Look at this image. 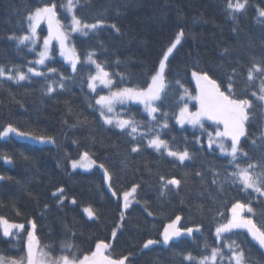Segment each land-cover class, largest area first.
<instances>
[{"label": "trees", "instance_id": "1", "mask_svg": "<svg viewBox=\"0 0 264 264\" xmlns=\"http://www.w3.org/2000/svg\"><path fill=\"white\" fill-rule=\"evenodd\" d=\"M66 2L0 0V66L27 74V68L34 66L37 50L19 45L11 37L27 34V17L36 8L56 4L59 16L64 17L62 6ZM228 2L74 0L75 15L82 22H102L86 36H70L80 59L76 71L54 52L41 67L44 76L28 74L30 79L20 83L0 78V131L12 125L26 135L54 141L37 145L13 137L0 140V177L4 178L0 181V216L26 226L24 232H14L8 238L0 228V255L16 260L26 256V232L32 220L37 225L41 250L53 257L66 254L79 260L94 252L97 243L104 242L110 244L107 255L127 256L126 264H190L184 258L187 254L199 260L210 255L213 247H221L229 256L226 241L217 240L215 229L229 220L236 202L249 204L253 222L264 227V196L232 184L229 176L235 169L230 157L208 149L198 129L182 128L176 123L180 107L188 101L184 90L191 96L197 93L193 71L207 73L225 94L231 83L232 94L252 102L246 135L240 141L247 156H240L238 162L243 167L253 164L250 171H264V102L258 99L264 83V16L260 15L264 0H247L244 10L234 17ZM181 31V43L167 62V87L157 104L156 117L161 122L166 119L169 125L161 131V138L173 149L187 148L192 154V159L183 164L166 153L162 155L163 150L157 153L146 147V140L139 141V152H132L138 141L125 134L127 129L121 132L104 124L95 99L97 93L107 92L89 89L88 78L95 70L86 63L87 56L94 54L93 58L111 74L113 89H146ZM256 64L261 71H254L249 81L248 71ZM53 67L56 73L48 71ZM61 82L63 88L59 87ZM50 84L56 91L48 93ZM121 115L141 122L142 131L156 123L136 105L121 108ZM84 152L108 170L111 189L118 198L108 189L99 168L71 171L70 163ZM161 177L180 180V187L168 185L165 189ZM137 185V202L123 214L120 197ZM60 188L64 189L62 193L57 191ZM88 207L95 212L94 218L84 213ZM177 216L181 218L180 228L199 227L200 231L167 246L144 248L149 239L160 241ZM223 235L230 236L244 251L246 264H264V249L249 233L234 230ZM69 244L71 249L66 247Z\"/></svg>", "mask_w": 264, "mask_h": 264}, {"label": "snow or ice", "instance_id": "2", "mask_svg": "<svg viewBox=\"0 0 264 264\" xmlns=\"http://www.w3.org/2000/svg\"><path fill=\"white\" fill-rule=\"evenodd\" d=\"M247 0H229L227 7L230 10V15H233L237 12H242L246 6ZM68 12L73 13L71 16V31L79 32L82 35H88L86 30L96 29L102 22L97 23H87L82 22L74 13V4L73 0H67V4L64 5ZM261 16H264V12L260 13ZM29 21V27L31 29L30 35H23L20 37H11V39H17L19 45H24L26 42H31L32 50L35 49V45L39 37L37 36V27L44 21L47 22L48 27V36L43 41V51L38 53L39 59L33 63L37 65H44L45 61L50 59V45L53 40L58 41L60 46V55L63 56L70 64L73 72L76 71V65L80 62L78 54L74 52V49L69 48L67 44L68 34L64 30L63 25L57 16L56 4L51 6H45L36 8L32 14L27 17ZM113 27H115L113 25ZM184 33L181 31L174 43L167 49L166 53L163 55L159 67L156 70V73L151 77V84L146 89L134 88V87H123L113 89L114 80L111 79V74L105 70V68L93 59L94 54H89L87 60L95 65L96 73L95 75L89 76L88 87L92 92H96L98 86H103L109 90L108 95H102L97 93L98 98L95 99V104L99 105V113L103 118L104 124L119 129L121 132H125L127 129L126 135L131 136L133 141H138L131 149L132 152H139L140 142L146 140V147L154 149L157 153L162 155L166 153L168 157H172L175 160L179 161L180 164H183L186 160L192 159V154L187 148L183 150L173 149L169 143L161 138V131L169 127L166 119L162 118V122L157 120L156 113L159 111V106L156 104V101L161 100V93L167 87L165 82V69L167 67V62L169 56L172 55L173 51L176 49L177 45L181 43V38H183ZM51 73H56L57 70L53 68L48 69ZM260 72V65H253L252 69H249L247 74V79L252 81L254 76L253 72ZM44 76L45 73L39 71L35 67H28L27 74L24 71L19 70L18 68H11L8 71L5 70L4 66H0V78H4L9 81H15L20 83L21 81L29 80L30 76ZM192 76L195 78L197 88L199 89L198 96H191L188 93V90L185 89V95L189 99H195L199 102V109L197 111H189L187 103L180 107L179 114L176 118V122L183 127L185 124L191 125L193 128H199L205 130L204 121H211L215 125H222V129L217 127L215 130V135L212 133H207V147L212 149L215 145L219 151L230 157V163L234 167V171L230 174L229 180L232 184L241 185L242 191H247L251 189L254 192L264 195V171L262 172H253L250 169L255 166L251 163H248L247 167L241 166V163L238 162L240 156H247V153L242 152L240 148V139L242 136L246 135L245 124L249 120V109L252 108V102L247 98H237L231 92V83H229V92L225 94L221 90L220 84L217 83L215 79H212L207 73H198L196 71L192 72ZM61 81L64 77L61 75ZM60 88L64 87V84L61 82L59 84ZM48 93L56 91L54 87L49 85L47 89ZM261 95L258 99L264 101V83L261 84L260 88ZM253 96L256 93H252ZM183 99V97H181ZM128 102H136L144 106L145 112L148 113V116L152 121H156L155 124H150L146 130L142 131L144 127L141 122L136 121L134 118H122L121 114L117 111V105H125ZM167 114H165L166 116ZM10 133H15L17 136L26 135L23 132H20L18 129L12 125H8L2 131H0V137H7ZM139 138V140H138ZM33 139L39 140L40 142H52L54 141L50 137H33ZM230 141V145L226 142ZM203 147V145H201ZM239 154V155H238ZM6 160L10 163L11 160L8 157H5ZM88 161V163H84ZM96 162L91 160L89 153L84 152L79 161L73 160L71 162V167L73 170L77 168L90 169L92 166H95ZM103 168V165H100ZM104 175L111 181V175L108 173L107 169H104ZM199 175V173H197ZM0 179H4L0 177ZM163 181V186L167 189L168 185H174L177 188L180 187L181 181L175 178L165 180L164 177H161ZM112 185L109 183V188ZM137 186H133L130 191H125L123 193L124 208L127 209L130 206V197L136 192ZM58 193L64 191L63 188L57 190ZM56 195V193H54ZM113 196H116V192H112ZM63 202V199L60 201ZM72 203L75 204V199L72 200ZM84 211L87 213L89 218L95 217V212L91 207L85 208ZM248 212L252 213L253 209L249 204L236 202L231 206V219L227 220L224 223H220L215 229V236L217 240L226 241L225 245L229 249V256H225L221 247L211 248L210 255H204L201 259L197 260L196 257H193L190 253L187 254L184 258L189 261L190 264H217L219 257V264H225V261L228 264H246L244 251L240 249L239 245L233 240L230 236H224L225 233H232L235 229H246L247 232L251 235L252 239L256 241L261 248H264V227H258L252 219H247L244 217L243 213ZM151 215V213H149ZM223 215V213H220ZM180 217L177 216L176 220L172 223H169L163 232V243L165 245L169 244L173 239L179 238L182 235L187 234L191 236L193 231H200V228H186L182 229L177 227L180 221ZM31 224V230L26 232L27 243H26V256L21 257L20 260L11 259L6 261V258L0 255V264H126L128 260L127 256L122 258H112V256L105 255V252L110 248V245L104 242H99L96 244L95 251L90 255H85L83 259H77L75 256L70 258L69 255H61L58 259L52 260L48 253H45L40 250L39 239L36 235V222L35 220L29 221ZM0 228H2V233L4 237H10L15 235L13 230H18L19 232L25 231L24 223H10L6 218L0 216ZM116 233L113 232V237ZM157 241L149 239L145 244L144 248H148L150 245L156 244ZM67 248L71 249L72 245H67ZM207 247V245H206Z\"/></svg>", "mask_w": 264, "mask_h": 264}, {"label": "rangeland", "instance_id": "3", "mask_svg": "<svg viewBox=\"0 0 264 264\" xmlns=\"http://www.w3.org/2000/svg\"><path fill=\"white\" fill-rule=\"evenodd\" d=\"M67 4V2L64 4V5H66ZM73 4H74V13H75V3H74V0H73ZM64 5L62 6V9H63V11L65 12H63L64 13V17H60L59 16V14H58V12H57V16H58V19L60 20V22H61V24L63 25V27H64V30L67 32V34H68V40H67V44H68V47L69 48H72V49H74V47L72 46V44L70 43V36L71 35H74V34H79V35H82L81 33H79V32H72L71 31V16H72V14L73 13H71V12H68L67 10H66V8L64 7ZM57 11V10H56ZM99 26H101V25H99ZM98 26V27H99ZM36 31H37V36L39 37V39L37 40V42H36V45H35V49L34 50H37V58L35 59V61L36 60H38L39 59V56H38V53L40 52V51H43V41L47 38V36H48V27H47V22L46 21H44V22H42L38 27H37V29H36ZM86 31H88V34H90L93 30H86ZM30 33H31V29H30V27L28 26V32H27V34H25V35H30ZM85 36V35H84ZM24 45H27V46H29L30 48H31V42L29 41V42H26ZM178 46V45H177ZM32 49V48H31ZM54 52H56V54H57V56L60 58V59H62L68 66H70L71 67V64L63 57V56H61L60 55V46H59V43H58V41H56V40H53L52 42H51V45H50V59H48V60H46L45 61V64L44 65H46L47 64V62H49L52 58H53V56H54ZM74 52L76 53V51L74 50ZM174 52V51H173ZM77 54V53H76ZM173 54V53H172ZM171 56H169V58H170ZM94 59V58H93ZM86 63L87 64H90L91 66H93L94 67V70H95V73H96V68H95V65L94 64H91L88 60H87V58H86ZM34 64V66L33 67H35V68H37L39 71L41 70V67H43L44 65H37V64H35V63H33ZM78 65V64H77ZM77 65H76V67H77ZM166 70V69H165ZM95 73H94V75H95ZM192 78H193V81H194V83L196 84V81H195V78L192 76ZM151 84V83H150ZM150 86V85H149ZM196 87H197V85H196ZM90 89V88H89ZM91 90V89H90ZM100 90H104V91H106L107 93H105V94H102V95H108L109 94V90L107 89V88H104L103 86H98L97 87V90H96V92H98V91H100ZM165 90V89H164ZM92 91V90H91ZM164 92V91H163ZM163 92L161 93V97H162V94H163ZM199 95V89L197 88V93H196V95L195 96H198ZM195 96H193V97H195ZM187 106H188V109H189V111H192V112H194V111H197L198 109H199V102L197 101V100H195V99H189L188 97H187ZM160 101V100H159ZM159 101H156V104H158V102ZM264 102V101H263ZM130 105H136V106H140L141 108H142V110H143V112L148 116V113L147 112H145V110H144V106L142 105V104H138V103H136V102H128L127 104H125V105H117L116 106V109H117V111L121 114V108H123V107H128V106H130ZM195 106V108L193 109L192 108V106ZM155 115H157V113L155 114ZM121 117H122V115H121ZM149 117V116H148ZM123 118V117H122ZM150 118V117H149ZM151 119V118H150ZM177 123V122H176ZM247 123V122H246ZM177 125L179 126V127H181L178 123H177ZM204 125H205V130H201V129H199V128H194V129H198L199 131H200V133H201V137H202V139H204L205 140V144H206V146H207V140H208V136H207V133H212L213 134V136L215 135V130L217 129V127H219V128H221L222 129V125H220V126H217V125H215L213 122H211V121H204ZM207 125H210L209 127H207ZM183 127H190V128H193L191 125H188V124H185ZM182 127V128H183ZM245 128H246V124H245ZM15 138V139H18V140H21V141H28V142H31V143H34V144H37V145H47V144H52V142H40L39 140H36V139H33V137L34 136H30V135H24V136H17L15 133H10L7 137H0V140H7V139H9V138ZM244 138V136H242L241 137V139H240V141L242 140ZM227 144H229L230 145V141H227L226 142ZM212 149H216L221 155H223L220 151H219V149L215 146V145H213V148ZM163 150V149H162ZM82 155H83V153L80 155V157L77 159V161H79L80 159H81V157H82ZM223 156H225V155H223ZM91 158V157H90ZM91 160H93L92 158H91ZM84 163H88V161H84ZM95 168H99L102 172H103V174H104V169L103 168H101L100 167V165H98L97 163L95 164V166H92L90 169H84V168H77V169H75V170H73L72 169V167H71V163H70V169H71V171H73V172H75V171H81V172H90V171H93ZM105 179H106V185H107V187H108V189L110 190V192L112 193L113 192V190L111 189V188H109V183H110V181H108V179L105 177ZM2 179H0V181H1ZM249 190H251V189H249ZM135 195H136V192L134 193V195L132 196V197H130L129 199H130V201H131V203H130V206L127 208V209H125L124 208V206H123V204H124V201H123V195L120 197V200H121V203H122V210H123V214L133 205V204H135L137 201H136V197H135ZM264 196V195H263ZM116 198H118V196L116 195L115 196ZM84 213L87 215V213L84 211ZM250 214L251 213H248V212H245V213H243V215H244V217L245 218H247V219H252L251 217H250ZM88 216V215H87ZM229 219H231V210H230V214H229ZM10 223H12V222H10ZM179 224H180V221H179ZM179 224L177 225V227H180L179 226ZM25 228H26V226H25ZM193 229H195V228H193ZM31 230V224L29 223L28 224V229H27V231H30ZM235 230H242V231H246L247 232V230L246 229H243V228H241V229H235ZM1 231H2V228H1ZM14 232H19L18 230H13ZM117 230L115 231V233H116V235H117ZM199 232V231H198ZM197 231H193V233H192V235L191 236H188L187 234H185V235H182V236H180L179 238H175V239H173L172 241H176V240H178V239H180V238H183V237H192L195 233H198ZM248 233V232H247ZM3 234V233H2ZM116 235H115V237H116ZM251 236V235H250ZM115 237H113V238H115ZM8 238V237H7ZM171 241V242H172ZM170 242V243H171ZM256 242V241H255ZM169 243V244H170ZM257 243V242H256ZM169 244H167V245H169ZM258 244V243H257ZM110 245V244H109ZM155 245H163V246H167V245H165L164 243H163V235H162V237H161V240L160 241H157V243L156 244H153V245H150L148 248H150V247H152V246H155ZM264 249V248H263ZM40 250H41V248H40ZM27 251V250H26ZM41 251H43V252H45V253H48V252H46V251H44V250H41ZM109 251V249L107 250V252ZM107 252H105V255H107ZM48 255H49V257L52 259V260H55V259H58V258H56V257H53V256H51L49 253H48ZM90 255V254H89ZM83 259V258H82ZM11 259H8V258H6V261H10Z\"/></svg>", "mask_w": 264, "mask_h": 264}]
</instances>
